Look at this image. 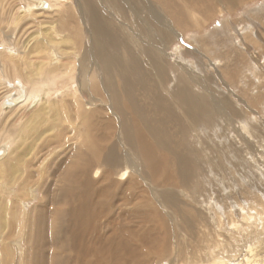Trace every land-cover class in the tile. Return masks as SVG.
Returning a JSON list of instances; mask_svg holds the SVG:
<instances>
[{"label": "bare ground", "instance_id": "bare-ground-1", "mask_svg": "<svg viewBox=\"0 0 264 264\" xmlns=\"http://www.w3.org/2000/svg\"><path fill=\"white\" fill-rule=\"evenodd\" d=\"M76 1L80 12H83L80 22L68 5L63 6L48 0L33 2L27 0V7L23 8V15L20 16L30 15L32 12L45 15L54 13L53 23L50 24L56 29L54 32L57 39L55 41L49 37L50 40H43L31 50L38 60L35 58V67L31 66L35 76L30 74L29 76L31 79L36 77L38 79L31 89L28 86L26 93L23 92L15 98H7L5 101L0 100V119L25 108L34 112L33 119L36 122L42 120L45 122L48 116H58L59 111L62 114L69 113L66 108L69 107L68 102H56L54 96H51L52 103L46 106L44 104L45 95L53 93L50 87L53 86L54 77L57 76V80H61L63 79L61 75L66 73L65 67L62 70L58 66L50 69L49 50L53 49L61 55L65 51H70L66 50L67 45L65 48L61 47V44L70 41H76V46L78 42L82 43L81 52H77L82 54L81 57L76 59V62L75 59H71L82 82L91 62L98 56L102 60L99 65L92 66L99 70L101 79L87 76L88 80L84 82L85 86L92 85L93 92L98 88L102 90L104 95L101 100L102 107L107 101L108 90L116 97L121 94L120 85L125 86V92L133 107L129 104L127 107L117 104V107H111L115 112L113 116L105 115L108 112L107 108H102V112L99 108L90 112L82 108L80 117L87 118L88 122L84 121L74 131L80 133L84 128V138L79 142L82 143L81 147L78 145L74 150L67 166L75 155L83 165L80 169L73 167L68 170L66 167L59 180L58 190L47 187L40 192V195L34 197V200H39L40 205L37 206L36 217L32 218V224L26 227L29 238L24 245L23 259L28 262L31 260V264H146L142 259L145 255L153 258L147 264H157L169 256L167 248L160 247L161 242H167L169 236L172 238L179 234L184 236L189 232L188 226H184L175 216V214L185 215L177 201L179 195L190 202L193 201L192 190L200 189L199 193L205 196L211 195L208 194L209 183L192 180L195 173L193 165L195 154L188 157L181 112L187 118L190 128L200 130L201 125L204 128L212 127L225 109L219 108L215 101L214 112L201 110L195 114L199 108L196 106L204 101L203 97L213 98L212 94L206 93L202 79L197 77L196 82L192 80L191 83L179 81L170 68L169 79L166 77L163 60L167 59L164 55L167 51V43L173 39L171 28L177 29L186 36L190 32L204 28L213 16H216L215 13L233 12L237 6L247 0H144L140 2L138 15L131 16L129 20L127 12L137 9L138 0H126L130 3L129 9L120 0ZM43 2L48 4L46 9L40 7ZM259 11L260 14L263 13L262 10ZM55 23L58 27L54 25ZM83 23L87 24V30H84ZM141 24L147 26L149 33L156 39L161 38L166 42L145 45L147 41L138 30H135ZM152 24L154 27H150ZM69 25H71L70 30ZM252 25H240L239 28L242 29L238 28V30L244 35H251L250 38L254 40L251 33ZM166 26L169 28L165 29ZM53 29L50 28L52 32ZM229 31L231 34L228 37L234 38L236 35V40L239 41L241 34L231 28ZM194 40L206 53L205 46H201L202 40ZM102 41H104L103 45ZM220 43L228 50L229 44L225 40ZM207 47L208 52L210 46ZM154 52L158 55L157 59L151 67L145 66V59ZM11 55L12 53H9L5 61L12 62ZM26 55L29 54H21V56ZM195 62L190 67V76L191 71L197 70ZM21 65L23 66V63ZM150 70L156 71L161 80L155 79L136 85V78H140L145 71ZM198 70L203 72L206 68H198ZM103 71L107 85L102 79ZM216 79L218 80V76ZM165 83L170 86L164 87ZM175 83L177 85L174 86ZM63 86L64 92L70 90V86L65 81ZM187 91H191L189 99L185 97ZM91 97L95 100H91L90 105L99 107L96 96ZM172 97H175L179 104L170 103ZM249 103L252 107H259L264 103V97ZM175 105H178L176 116L171 114L163 120L161 107H175ZM2 107L7 111L4 112ZM148 107L155 109L149 111ZM7 136L12 144L9 131L0 134V140L4 143ZM58 139L61 140L60 137ZM72 140L76 138H71ZM9 148L6 142L0 146V161L6 159ZM207 151L209 148H203L196 153L201 162L206 160L204 153ZM119 152L122 156L117 154ZM197 163L200 162L197 160ZM212 170L209 171L210 174H214ZM0 172L6 171L0 166ZM168 195L171 198L170 203H168L169 198L166 197ZM28 198L30 199V197L16 198L21 211L26 209L24 201ZM49 201L52 206L50 215L47 209L48 203H44ZM204 201L211 203L210 200ZM4 205L12 209L10 202L5 201ZM166 205L175 212L171 211L173 218L167 221L162 218L164 213H169V209L164 208ZM124 207L130 208L124 209ZM160 208H163L162 211ZM202 212L205 217L214 215L211 209H208V213L203 207L195 204L189 212V217L194 219ZM123 219L126 225H116L117 220L123 221ZM196 222L201 224L199 218ZM132 223H135V226ZM140 225H146L147 229L140 231ZM120 228L123 229L117 232ZM253 240L259 243L263 239L253 237ZM202 243H206L203 237ZM5 251L10 257L9 262L14 261L11 245L7 246ZM156 254L158 256H155ZM210 254L211 251L206 252L207 256ZM196 255L198 263L205 264V255L199 252ZM171 262L178 263V260ZM185 264L196 263L190 260ZM228 264H264V246L248 244L244 256L237 261L230 258Z\"/></svg>", "mask_w": 264, "mask_h": 264}, {"label": "rangeland", "instance_id": "rangeland-1", "mask_svg": "<svg viewBox=\"0 0 264 264\" xmlns=\"http://www.w3.org/2000/svg\"><path fill=\"white\" fill-rule=\"evenodd\" d=\"M31 1L34 0H28V2ZM48 1L57 2L63 6L68 5L80 22L83 12H80L76 0ZM143 1L138 0L137 9L127 12L128 20L131 16L138 15L140 2ZM26 2L27 0H0V100L4 99V101L10 97L15 98L23 92L26 93L28 86L31 89L32 85H35L38 77L31 79L29 76V74L35 76V72L31 71V66L35 67L36 56L31 50L45 39L46 41L50 38L51 40L57 39L54 32L56 29H53V25L50 24L53 23L54 13L45 15L32 12V15L22 17L20 15H23V8L27 7ZM120 2L129 9L128 1L120 0ZM259 9L263 13L260 14ZM215 15L204 28L190 32L186 36L179 33L177 29L171 28L170 33L173 39L168 41L167 51L164 54L167 57L163 62L168 79L169 68L179 81L185 83L188 81L191 83L192 80L196 82L197 77L201 78L202 85L206 86V93L213 95V98H210L208 94H206L208 97H203L204 101L196 106L199 108L195 114L201 110L214 112L213 103L215 101L219 108L225 109L212 127L204 128L201 125L200 130L190 128L187 118L181 112L188 157L195 154V162H192L195 173L192 180L209 183L208 194L211 195L205 196L199 193L200 189L192 190V202L179 195L177 201L185 215L175 214V216L184 226H188L189 232L184 236L180 234L173 238L169 236L168 243L161 242L160 247H166L169 256L157 264H185L190 260L199 264L197 252L205 255V264H228L230 258L233 261L242 258L248 244L264 246V103L259 107H252L249 103L264 97V0H247L237 6L233 12L215 13ZM250 24H253L251 33H253L254 40L250 38L251 35H244L238 30L240 25L249 26ZM54 25L57 26V23ZM51 27L53 32L50 30ZM146 27L141 24L135 29L147 41L145 45L166 42L161 38L156 39ZM150 27H154V24ZM83 28L87 30V24L83 23ZM167 28L169 27L166 26L165 29ZM230 28L241 34L239 41L236 40V35L234 38L228 37L231 34ZM68 29H71V25ZM193 38L198 41L202 40L201 46H205L206 53L199 48L200 45ZM222 40L229 44L228 50L221 45ZM76 43V41L62 43L61 47L66 48L67 45L66 50L70 51H65L61 55L53 49L49 50L50 69L58 66L62 70L65 67L66 73L61 75L63 77L61 80H57V76L54 77L53 86L50 87L53 93L45 95L44 106L52 103L51 96H54L56 102H68L69 107L66 108L69 113L62 114L58 110L60 115L48 116L45 122L44 120L36 122L33 119L34 112L25 108L0 119V134L9 131L13 141L11 144L9 136L4 140L10 148L9 152L7 150L6 159L0 161L2 164L0 166L6 171L0 172V264H31V260L28 262L23 259V254L25 242L29 238V231L26 227L32 224V218L36 217L37 206L40 205L39 200H34V197L40 195V192L47 187L58 190L59 180L66 167L68 170L73 167L79 169L82 167L83 162L76 155L67 166L74 150L78 145L81 147L82 143L79 142L84 138V128L80 133L74 131L84 121L88 122L87 118L80 117L82 108L86 112L97 108L102 112V108H107L108 112L105 115L113 116L115 112L111 110V107H117V104L121 107H127L128 104L133 107L124 85H120L121 94L118 97L108 90L107 101L102 107L101 100L104 98L102 90L97 87L98 90L93 92L92 85H84V82L88 80L87 76L101 79L99 70L92 66L99 65L102 60L98 56L95 61L91 62L82 82L77 75L76 66L71 62L72 58L76 62V59L82 55L77 53L81 52L82 43L78 42L77 46ZM101 43L103 45L104 41ZM207 45L210 46L208 52ZM9 53H12L10 57L13 59L12 62L5 61ZM24 53L29 55L21 56ZM157 57L158 55L154 52L145 59V66L151 67ZM59 60L61 61L58 64ZM196 60L199 61L195 62ZM194 62L197 70L198 68H206V70L203 72L198 70L200 73L197 70L191 71L190 76V67ZM198 73L199 75L196 76ZM102 79L107 85L104 71ZM155 79L161 80L156 71H145L140 78H136V85ZM40 80L43 79L40 78ZM64 81L70 86V90L65 92L62 88ZM167 86L170 84L165 83L164 87ZM190 94L191 91H187L185 97L189 99ZM91 96H96L99 107H94V104L90 105V101L95 100ZM172 102H178V100L172 97L170 103ZM161 108L162 119L166 120L171 114L176 116L178 105ZM2 109L4 110V107ZM148 109L152 111L155 108L148 107ZM71 138H76V140L71 141ZM2 141L0 140V146L5 143ZM203 148H209V151L204 153L206 160L201 162L196 153ZM117 154L122 156L120 152ZM197 160L201 164L197 163ZM136 161L138 165V160ZM211 169L214 174H210ZM17 197H30L24 201L26 205L24 211H21L20 204L16 203ZM166 197L169 198L168 203H170V195ZM204 200H210L211 203H206ZM5 201L12 204V209L5 207ZM51 201L44 202L48 203L49 215L51 214ZM155 201L158 202V200ZM195 204L203 207L206 212L211 209L214 215L205 217L202 212L199 217L191 219L189 212ZM129 208L124 207V209ZM164 208L169 209V213H164L162 218H165V221L171 220L175 212L167 205ZM160 209L162 211L163 208ZM198 218L201 224H197L196 219ZM116 225L126 224L123 219V221L117 220ZM132 225L135 226V223ZM140 228V231L147 229L146 225H140ZM122 229H118L117 232ZM202 237L206 243H202ZM253 237L263 240L257 243ZM9 245H11L14 257V261L10 262V257L5 251ZM167 250L165 249L166 252ZM207 251H211L210 256L206 255ZM142 259L146 264L150 259L153 260L152 257L145 255ZM173 260H178V263H172Z\"/></svg>", "mask_w": 264, "mask_h": 264}, {"label": "water", "instance_id": "water-1", "mask_svg": "<svg viewBox=\"0 0 264 264\" xmlns=\"http://www.w3.org/2000/svg\"><path fill=\"white\" fill-rule=\"evenodd\" d=\"M47 6H48V4H47L46 2H43V4H42V5H40V7H41V8H44V9H46V8H47Z\"/></svg>", "mask_w": 264, "mask_h": 264}]
</instances>
